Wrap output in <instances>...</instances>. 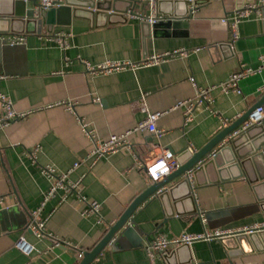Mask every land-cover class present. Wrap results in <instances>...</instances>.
I'll return each instance as SVG.
<instances>
[{
  "label": "crops",
  "instance_id": "obj_1",
  "mask_svg": "<svg viewBox=\"0 0 264 264\" xmlns=\"http://www.w3.org/2000/svg\"><path fill=\"white\" fill-rule=\"evenodd\" d=\"M84 1L62 0L60 5H70V15L60 13L54 17L58 23L39 25L36 32L24 34V42L6 47L0 62V94L11 100L15 111H30L0 127V264H77V250L94 247L132 199L152 183L146 166L163 149L179 162L186 160L264 95L262 71L240 80L238 93L212 88L213 112L199 104L185 125L181 107H174L178 100L194 97L196 88L223 82L240 64L257 65L264 53V17L252 12L240 20L234 42L228 40L227 29L211 20L259 0H200L192 13L196 21L186 36L153 34L145 20L152 9L145 0H107L106 11L84 8ZM157 1L154 12L164 16L159 11L166 9L157 7ZM27 5L33 10L31 2ZM26 28L33 30L31 24ZM55 32L63 33L64 49L49 39ZM164 52L176 53L105 74L89 75L82 62L139 64ZM66 103L72 105V112ZM142 107L161 113L155 122L159 136L134 130L128 135L131 149L99 157L90 154L95 142L82 131L81 122L94 132L95 141L102 142L109 135L132 130L144 119ZM263 151L264 145L246 156L239 177L231 178L238 168L220 173L203 170L195 178L190 174L186 184L169 194L147 197L131 214L129 230L116 232L112 243L88 264H150L143 247L158 234L233 230L264 221ZM44 166L66 173L68 183L78 181L79 194L100 204L102 221L83 215L85 202L75 194L64 196L60 188L42 203L53 182V177L42 173ZM37 209V218L45 219V232L69 247L54 246L50 237L28 230L30 213ZM254 232L240 249L227 250L220 239L199 240L182 248L168 247L155 255L153 263L264 264V230ZM18 237L31 247L28 254L15 247Z\"/></svg>",
  "mask_w": 264,
  "mask_h": 264
},
{
  "label": "built area",
  "instance_id": "obj_2",
  "mask_svg": "<svg viewBox=\"0 0 264 264\" xmlns=\"http://www.w3.org/2000/svg\"><path fill=\"white\" fill-rule=\"evenodd\" d=\"M26 1V0H24ZM62 0H36L35 5L33 6V12L35 16H38V9L41 8L43 11H47L49 9H53L61 4ZM150 9H152V13L146 17V21L149 24L155 23L160 19H163L162 15H156L154 12V4L156 0H145ZM264 5V0H259L257 4H245V6L241 9L234 10L223 18H220V21L227 24V32H228V40L230 42H234V40L238 36V23L240 20L245 19V17L249 16L252 12L256 14L257 17H264L261 14V7ZM49 39L53 40L60 48L64 49V39L63 33L55 32V34L49 36ZM5 41L8 45H20L25 40V35L20 34H7L0 36V41ZM176 52H164L159 55H152L148 58L142 60L139 64H133L127 61H115V60H107L98 64H91L85 61H82L85 67V72L90 74H98V73H108L110 71H115L119 69H124L125 67L135 68L142 65H149L155 62L160 61L161 59L174 55ZM264 71V53L258 57V63L255 67H251L245 64H240L238 68L232 72H230L227 78L219 83L218 85H212L208 88L197 89L195 90V96L192 98H186L178 100L175 104V108L181 107L182 109V122L183 125L188 123L191 120L192 111L199 104H204L205 108L211 111V104L213 102L210 91L212 88L217 87L221 93L227 94L230 92H239L238 82L242 79L247 78L250 74L260 73ZM192 85L195 87V82L193 78L189 79ZM97 101L98 98H95ZM0 107L3 112V117L0 118V127L5 126L11 120L22 119L28 112L30 111H22L17 112L12 108L11 100L6 96L0 94ZM65 107L68 111L72 112V105L69 103L65 104ZM142 112L145 113L144 119L138 122L132 130H127L124 133L112 134L109 137L102 141H95V135L92 130L86 129L84 123L81 122V129L90 140H93L94 147L90 152L91 155H95L96 157L102 156L104 154H108L110 152L116 151L120 148H130L128 143V135L131 131H140L144 130L149 131L155 136H159L161 133L160 130L156 129L155 122L161 113L150 112L147 111L145 107L141 108ZM259 125L263 128L264 133V104L257 106L253 109V111L249 114L248 118L236 129L232 130L230 134H228L224 139L223 143L230 140L231 138L238 135L240 132L246 130L249 126ZM131 149V148H130ZM179 167V164L176 161L175 155L169 151L168 149H163L161 154H159L155 161L146 166V173L148 176V180L150 182L157 181L163 174L174 171ZM42 173L47 177H53V182L50 188L44 193L42 197V203L48 197H51L57 189H62L64 191V196L68 194H75L81 201L85 202V208L82 211L83 215H95L97 221H102V218L99 214L100 204L97 201H86L83 196L79 194L78 190V181L73 183H68L65 180L66 173H56L55 168L50 166L41 167ZM191 174V170L186 171L187 177ZM38 209L34 210L30 213L31 217L29 218V222L27 224V228L34 233L36 236L41 237L46 235L50 237L53 241L54 246L60 247H69L70 244L64 240H59L56 237H53L50 233L45 232V219L37 218ZM201 222H204V217L200 214ZM264 230V221L253 223L249 227H243L238 229H225V228H216L213 230L204 229L197 234L191 233H181L178 236H166L165 234H158L154 236L151 240L147 241L143 250L146 254V257L149 259L150 264L153 263V259L155 255L162 254L168 247H176L182 244H190L194 241L205 240L211 241L216 240L224 236L234 235L235 233H251V231ZM19 239L15 243V247L22 252L23 254H28L31 250L29 245H25V241L23 237H18ZM77 259L82 257V250H77Z\"/></svg>",
  "mask_w": 264,
  "mask_h": 264
},
{
  "label": "water",
  "instance_id": "obj_3",
  "mask_svg": "<svg viewBox=\"0 0 264 264\" xmlns=\"http://www.w3.org/2000/svg\"><path fill=\"white\" fill-rule=\"evenodd\" d=\"M36 0H0V36L7 34H26L30 32H36L37 26L58 23L54 17L63 12L70 15V5L65 3L43 11L38 9V16L36 17L31 7H28L27 3L31 2V5H35ZM66 1V0H65ZM108 3L106 0H85L82 3V7L95 10H109V7H103ZM201 3L200 0H158L156 2L157 7L162 6L165 8L163 13V19L158 20L155 23L150 24L153 34H161L162 36L180 34L186 36L188 30L193 28V24L196 20L192 19L193 9ZM81 6V5H80ZM94 9V10H93ZM262 16H264V5L262 6ZM112 10V9H111ZM61 23H66L63 21ZM211 23L217 24L224 28L225 32L227 24L220 21V19H213ZM33 26V30L26 28L28 25ZM225 38H223L224 40ZM12 47L0 41V62L6 57V47ZM264 104L263 97L248 108V110L233 120L231 124L222 127L212 138H210L201 148L192 153L186 160L180 161L176 157V161L179 167L174 171L163 174L157 181L149 184L145 190L135 196L126 209L121 213L118 219L106 230L104 236L88 251H82V257L77 264H88L91 262L99 251L107 244L112 243L115 238V233L122 230L125 232L131 227L128 225V221L131 218L133 211L144 201L146 198L152 195L162 197L164 194H169L172 189L178 187L181 184H186L187 175L186 171L191 170L193 178L203 170L212 171L216 170L217 173L221 171H232V169L239 170L237 176H241V169H244V165L247 163L246 156L249 153L258 151L261 146L264 145V133L263 128L259 125L249 126L246 130L240 132L235 137L226 142H222L223 139L241 125L257 106ZM248 137V138H247ZM246 140H249L248 142ZM264 152V151H263ZM180 177L179 182L167 186L174 179ZM228 179V178H226ZM189 193L184 196L188 197ZM260 207H264V203L260 204ZM29 230V229H28ZM254 231L251 233H235L234 235H228L219 238L225 245L227 250L240 249L242 245L247 244V240L251 241L254 236ZM187 244L179 245V248L185 247ZM167 255V254H166Z\"/></svg>",
  "mask_w": 264,
  "mask_h": 264
}]
</instances>
